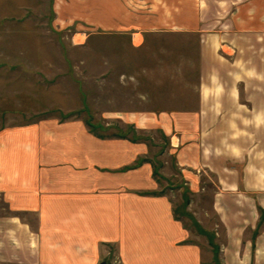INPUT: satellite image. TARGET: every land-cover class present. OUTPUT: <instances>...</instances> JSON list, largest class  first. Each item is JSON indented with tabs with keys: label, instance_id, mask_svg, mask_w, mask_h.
I'll return each mask as SVG.
<instances>
[{
	"label": "rangeland",
	"instance_id": "rangeland-1",
	"mask_svg": "<svg viewBox=\"0 0 264 264\" xmlns=\"http://www.w3.org/2000/svg\"><path fill=\"white\" fill-rule=\"evenodd\" d=\"M202 110L198 125L183 124L200 133L202 153L185 179L166 115ZM260 115L264 0H0V133L78 121L98 136L144 141L159 193L203 248V264H264L255 191L264 185L253 182L264 178ZM247 188L253 201L237 194ZM2 190L0 264H37L25 219ZM104 261L122 264L111 245L96 264Z\"/></svg>",
	"mask_w": 264,
	"mask_h": 264
},
{
	"label": "crops",
	"instance_id": "crops-1",
	"mask_svg": "<svg viewBox=\"0 0 264 264\" xmlns=\"http://www.w3.org/2000/svg\"><path fill=\"white\" fill-rule=\"evenodd\" d=\"M202 115L203 110L166 115L171 150L185 179L200 168L202 153L195 144L198 130L183 127L198 125ZM49 127L0 133V189L25 219L23 235L35 243L37 264H96L108 245L122 264L204 263L203 248L191 241L171 197L159 193L147 143L101 137L78 121ZM225 182L219 185L239 190V181ZM253 182L264 185V178ZM248 188L237 194L249 198ZM263 190H255L259 201Z\"/></svg>",
	"mask_w": 264,
	"mask_h": 264
},
{
	"label": "water",
	"instance_id": "water-1",
	"mask_svg": "<svg viewBox=\"0 0 264 264\" xmlns=\"http://www.w3.org/2000/svg\"><path fill=\"white\" fill-rule=\"evenodd\" d=\"M101 264H108V263L104 261V262H102Z\"/></svg>",
	"mask_w": 264,
	"mask_h": 264
},
{
	"label": "trees",
	"instance_id": "trees-1",
	"mask_svg": "<svg viewBox=\"0 0 264 264\" xmlns=\"http://www.w3.org/2000/svg\"><path fill=\"white\" fill-rule=\"evenodd\" d=\"M102 137V136H101Z\"/></svg>",
	"mask_w": 264,
	"mask_h": 264
}]
</instances>
